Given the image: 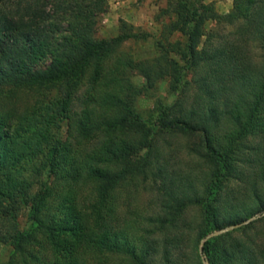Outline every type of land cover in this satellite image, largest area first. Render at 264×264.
<instances>
[{"label": "trees", "instance_id": "1", "mask_svg": "<svg viewBox=\"0 0 264 264\" xmlns=\"http://www.w3.org/2000/svg\"><path fill=\"white\" fill-rule=\"evenodd\" d=\"M107 8V0H0V200L21 203L29 223L0 235L13 247L3 264H87L85 256L105 254L201 264L189 245L264 213V0H231L225 14L205 0H167L144 59L127 49L144 35L125 21L114 36H97ZM208 24L233 27L234 37L220 40ZM160 83L172 100L154 98L143 113L139 99ZM20 93L32 97L23 110L14 107ZM165 132L198 137L187 150L203 162V180L163 189L146 224L125 219L121 196L159 176L155 138ZM35 161L46 182L34 189L26 173ZM190 206L194 221L184 216ZM41 235L49 253L39 256L31 250ZM256 235L205 239V263L264 264V232Z\"/></svg>", "mask_w": 264, "mask_h": 264}, {"label": "rangeland", "instance_id": "2", "mask_svg": "<svg viewBox=\"0 0 264 264\" xmlns=\"http://www.w3.org/2000/svg\"><path fill=\"white\" fill-rule=\"evenodd\" d=\"M107 2L108 8L102 16L97 36L99 38L114 36L117 32L119 21H125L136 32L144 35L142 40L126 44L127 49L137 59L151 57L154 53V39L158 34L160 23L166 21L165 18H157V15L161 9L166 7L167 0H107ZM205 2L213 4L218 14L227 13L231 7V0H205ZM206 28L213 33H217L221 37L220 40L227 41L234 37V34H229L233 27L208 24ZM246 50L252 56L257 54L256 48L251 43L246 45ZM134 82L140 84L142 82L141 77L136 76ZM150 96L139 99L137 104L138 109L146 114L152 108L154 98L162 99L163 103H168L172 100L171 96L166 94L164 84L162 83L156 85L155 90L152 91ZM31 99L32 97L20 93L15 98L14 107L17 110H23L29 106ZM61 133H64V127L61 129ZM155 141L159 147V156L157 159V173H159V176H155V178H150L144 182H136L129 188L127 193L121 196V199H124L121 207L124 210L123 216L126 217L125 219H131L142 224H146L148 218L157 214L160 200L163 197V189H169L171 193L173 191L177 193V188L183 187V185L190 183V181L197 188L198 183L203 180V173L205 171L203 162L187 150L188 145L199 141L198 137H184L165 132L158 134ZM30 166L26 174H29V179L32 183H37L34 186L35 189L39 186L38 183L46 182V178L39 171L37 161L31 163ZM230 184L233 185L234 182L230 181ZM0 205H2L0 210L3 211L0 213V235H4V239H7L9 235H13L15 231H21L28 227L26 208L21 203H8L6 200H0ZM184 216L188 221H194L197 217V212L190 206ZM257 216L259 215L257 214L252 217ZM262 217L263 215L246 223L250 219L248 218L240 223V226L229 229L217 236L224 233H231L230 237L241 241L245 238H252L254 241L259 240V235H256V232H264V225L258 221ZM250 224L253 225L241 232L240 229ZM219 230L222 229L212 231L211 233ZM209 234L198 241L196 248H194L195 243L192 244V247L189 245L187 248L189 256L198 252L201 264L206 263L202 251L200 255L199 249H201L202 242L208 239L206 237ZM39 238L43 244L41 246H34L31 251L32 253H37L39 256L47 255L49 253L47 236L41 235ZM12 251L13 247L11 245L0 243V264L8 260ZM85 259L87 264H130L125 258L108 254L88 255L85 256Z\"/></svg>", "mask_w": 264, "mask_h": 264}, {"label": "water", "instance_id": "3", "mask_svg": "<svg viewBox=\"0 0 264 264\" xmlns=\"http://www.w3.org/2000/svg\"><path fill=\"white\" fill-rule=\"evenodd\" d=\"M262 215H264V213L261 214V215H259V216H257V217H260V216H262ZM257 217H252V218L248 219V220L246 221V223L252 221L253 219H255V218H257ZM240 225H241V224H238V225H235L234 227H238V226H240ZM234 227H227V228H224V229H222V230H219V231L213 232V233L209 234L206 238H210V237L217 236L218 234L223 233V232H225V231H227V230H229V229H232V228H234ZM199 253H200V255H201V249H199Z\"/></svg>", "mask_w": 264, "mask_h": 264}]
</instances>
